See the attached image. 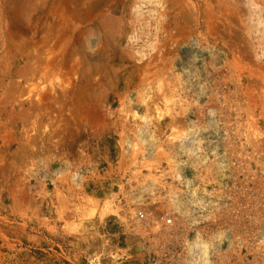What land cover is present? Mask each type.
<instances>
[{
  "label": "rangeland",
  "instance_id": "1",
  "mask_svg": "<svg viewBox=\"0 0 264 264\" xmlns=\"http://www.w3.org/2000/svg\"><path fill=\"white\" fill-rule=\"evenodd\" d=\"M200 239L264 264V0H0V264Z\"/></svg>",
  "mask_w": 264,
  "mask_h": 264
},
{
  "label": "bare ground",
  "instance_id": "2",
  "mask_svg": "<svg viewBox=\"0 0 264 264\" xmlns=\"http://www.w3.org/2000/svg\"><path fill=\"white\" fill-rule=\"evenodd\" d=\"M160 115V114H159ZM218 168L220 170V173H219V183L221 184L222 180H225L227 178V173H226V166H228L226 163H224L222 160L218 161ZM202 212V211H201ZM219 234V233H218ZM219 239H223L222 238V235L219 236ZM222 242V240H221ZM220 243V242H219ZM210 248H211V245L209 246L207 243H205L204 241H202L200 239V242H199V250H197V255H199L200 257H202L206 262H208L209 264V253H210ZM192 251V250H191Z\"/></svg>",
  "mask_w": 264,
  "mask_h": 264
},
{
  "label": "built area",
  "instance_id": "3",
  "mask_svg": "<svg viewBox=\"0 0 264 264\" xmlns=\"http://www.w3.org/2000/svg\"><path fill=\"white\" fill-rule=\"evenodd\" d=\"M170 221H171V219L170 218H167L166 222L169 223Z\"/></svg>",
  "mask_w": 264,
  "mask_h": 264
}]
</instances>
